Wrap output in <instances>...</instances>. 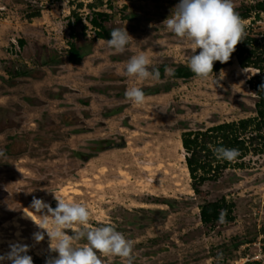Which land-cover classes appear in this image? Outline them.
<instances>
[{"label":"rangeland","instance_id":"rangeland-1","mask_svg":"<svg viewBox=\"0 0 264 264\" xmlns=\"http://www.w3.org/2000/svg\"><path fill=\"white\" fill-rule=\"evenodd\" d=\"M80 1L95 0H0V255L15 242L30 246L33 264L58 255L46 232L34 240L43 230L25 216L33 197L55 208L56 193L86 203L90 227L111 225L132 240L133 264H264V152L205 181L198 194L180 141L184 130L254 115L248 80L258 70L232 56L208 79L173 78L196 52L163 24L180 0H104L107 25L133 37L123 52L92 29L82 35L80 25L71 36V10L88 12ZM255 1L233 3L237 10ZM244 21L245 32L264 34V11ZM69 40L83 44L77 63L68 60ZM140 52L151 68L170 71L128 76L127 63ZM131 87L147 90L144 104L125 97ZM222 195L234 203V218L204 224L199 205Z\"/></svg>","mask_w":264,"mask_h":264},{"label":"clouds","instance_id":"clouds-1","mask_svg":"<svg viewBox=\"0 0 264 264\" xmlns=\"http://www.w3.org/2000/svg\"><path fill=\"white\" fill-rule=\"evenodd\" d=\"M163 24L176 36L191 41L196 52L189 61V68L201 79H208L214 73L215 62L227 63L230 60L237 45L244 40L246 28V22L235 10L233 0H180ZM132 38L127 29L114 28L107 43L115 51L123 52ZM169 71L165 69L166 73ZM126 72L128 76L141 80L160 77L159 70L151 68V60L145 52L130 58ZM125 97L135 105H142L146 100L139 87L127 89ZM212 150L218 160L233 162L239 156L236 148L218 146ZM54 195L57 201L55 208L33 197L31 209L34 211L25 212L26 218L43 230L33 234L34 240L37 243L44 241L46 232L50 251L58 253L50 256L46 264H104L101 257L111 256L133 264L132 240L111 225L90 227L91 213L86 203L70 202L56 193ZM36 214L41 218L40 223L35 219ZM78 241L86 243L77 246ZM9 249L0 255V262L33 264V258L27 254L29 245L15 242L9 244Z\"/></svg>","mask_w":264,"mask_h":264},{"label":"trees","instance_id":"trees-1","mask_svg":"<svg viewBox=\"0 0 264 264\" xmlns=\"http://www.w3.org/2000/svg\"><path fill=\"white\" fill-rule=\"evenodd\" d=\"M103 1L95 0L87 3L80 1L77 4L79 8L83 6L88 8V12L84 15L76 9L71 10L73 20L69 21L68 25L72 37H76L75 27L80 25L82 35H87L88 30L93 29L95 39L110 38V32L113 29L107 25V21L112 14L100 8ZM236 11L243 20L250 17L252 20H256L264 11V0H256L252 4H242ZM34 14L38 15L39 13ZM243 39L237 45L232 56L237 59L241 67H253L258 70V73L248 80L256 96L253 107L255 114L200 129L184 130L181 133V142L187 152L186 164L192 181V189L198 194H204L201 186L205 181H216L226 168L244 166V158L248 154L264 152V34L254 35L246 31ZM18 42L21 46L24 44L23 39H19ZM83 56V44L69 40L68 60L77 63ZM225 64L219 61L215 62L214 71L219 70ZM153 68L158 69L160 76H163L166 65L162 64ZM19 72L16 69L15 73ZM193 75L194 73L187 64H179L171 71L173 78H189ZM144 91L147 92V90ZM218 146L236 148L239 150V156L233 162L218 160L212 150ZM233 208L234 203L228 201L224 195L213 200L207 199L199 205L200 219L204 224L210 226L215 225L218 221H229L234 218ZM249 264H260V262L252 261Z\"/></svg>","mask_w":264,"mask_h":264},{"label":"bare ground","instance_id":"bare-ground-1","mask_svg":"<svg viewBox=\"0 0 264 264\" xmlns=\"http://www.w3.org/2000/svg\"><path fill=\"white\" fill-rule=\"evenodd\" d=\"M180 141H181V140H180ZM180 141H179V142H180ZM179 144H181V142H180ZM181 145H182V144H181ZM178 146H179V145H178ZM178 146H177V147H178ZM181 147H182V146H181ZM25 212H27V211H25Z\"/></svg>","mask_w":264,"mask_h":264},{"label":"built area","instance_id":"built-area-1","mask_svg":"<svg viewBox=\"0 0 264 264\" xmlns=\"http://www.w3.org/2000/svg\"><path fill=\"white\" fill-rule=\"evenodd\" d=\"M91 27V26H90ZM93 30V29H92ZM93 32H94V30H93ZM18 43V42H17Z\"/></svg>","mask_w":264,"mask_h":264}]
</instances>
